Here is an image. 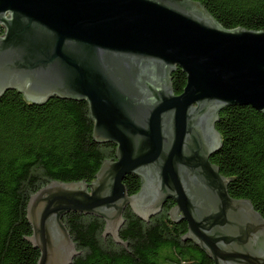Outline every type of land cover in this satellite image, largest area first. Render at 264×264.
I'll return each instance as SVG.
<instances>
[{
    "label": "water",
    "instance_id": "1",
    "mask_svg": "<svg viewBox=\"0 0 264 264\" xmlns=\"http://www.w3.org/2000/svg\"><path fill=\"white\" fill-rule=\"evenodd\" d=\"M0 97L27 105L55 96L87 101L97 143L116 144L89 182L57 181L29 197L37 264H72L80 251L62 221L81 211L119 230L127 206L149 222H187L182 239L213 264H264V217L233 198L209 158L223 143L215 124L226 106L264 111V29L220 26L197 0H0ZM186 72L175 93L171 75ZM141 181L129 194L127 175Z\"/></svg>",
    "mask_w": 264,
    "mask_h": 264
},
{
    "label": "trees",
    "instance_id": "2",
    "mask_svg": "<svg viewBox=\"0 0 264 264\" xmlns=\"http://www.w3.org/2000/svg\"><path fill=\"white\" fill-rule=\"evenodd\" d=\"M197 1L220 26L264 29V0ZM185 73L178 68L172 74L178 94L186 86ZM219 115L215 126L223 143L212 162L223 176L235 177L228 185L232 197L250 200L264 217V111L237 104ZM93 127L86 100L55 96L27 105L13 89L0 97V264L38 263L40 250L24 239L33 231L26 211L31 195L52 179L94 180L103 160L115 158L116 144L94 141ZM123 182L131 195L140 188L133 175ZM172 206L167 201L149 222L127 206L119 233L128 249L103 235L104 219L66 213L62 221L80 251L72 264H213L196 242L182 239L188 224L169 217Z\"/></svg>",
    "mask_w": 264,
    "mask_h": 264
},
{
    "label": "flooded vegetation",
    "instance_id": "3",
    "mask_svg": "<svg viewBox=\"0 0 264 264\" xmlns=\"http://www.w3.org/2000/svg\"><path fill=\"white\" fill-rule=\"evenodd\" d=\"M3 30H4V28H2V27H0V35H2V33H3ZM174 73V72H173ZM171 79H172V75H171ZM172 81H173V79H172ZM173 85H174V83H173ZM175 93H177L176 91H175ZM182 93V92H181ZM181 93H179V94H181ZM178 94V93H177ZM212 157L213 156H211L210 158H209V162L211 163V164H214L213 162H212ZM140 181V180H139ZM140 185H141V181H140ZM139 190V189H138ZM234 198V197H233ZM237 199V198H236ZM167 201H171V202H173V200L172 199H170V200H166V202ZM165 202V203H166ZM174 203V202H173ZM165 205V204H164ZM165 207V206H164ZM170 210H171V208H170ZM170 212V211H169ZM186 222V221H185Z\"/></svg>",
    "mask_w": 264,
    "mask_h": 264
}]
</instances>
